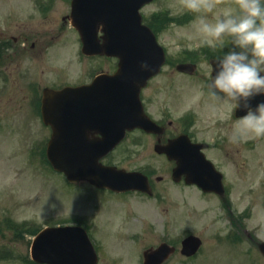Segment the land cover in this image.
<instances>
[{"label": "rangeland", "instance_id": "rangeland-1", "mask_svg": "<svg viewBox=\"0 0 264 264\" xmlns=\"http://www.w3.org/2000/svg\"><path fill=\"white\" fill-rule=\"evenodd\" d=\"M157 3L154 5L164 6V9L168 7L169 15H172L167 24L159 29L158 37L170 59L177 57L175 53L178 48H184L188 55L190 51L202 55L201 49L210 48L203 43V37L197 31L195 16L181 12L178 0H157ZM59 7L58 4L57 9ZM225 7L227 4L217 11H223ZM0 11H4L2 0ZM18 21L26 20L18 18L10 22ZM37 22L34 20L31 25L40 28ZM50 22L54 25L58 21L53 18ZM4 28L0 26V31ZM67 33L70 35L65 50V46L56 48L34 60L27 57L19 69V75L16 73V62L12 63L10 58L4 57L0 66V264H32L30 249L36 233L45 226L77 223L87 227L91 239L100 248L101 256L111 261L129 260V255L124 251L128 250L132 256L142 245L157 246L166 237L167 222H173L168 228L172 236L181 234V230L185 229L204 237L200 252L192 261L184 264H245L249 259L264 264V258L247 242L243 243L238 234L234 233L242 244L230 241L226 221L218 207L209 197H200L197 191L191 190L193 188L179 189L164 180L156 185L155 196L150 199L138 193L109 195L86 183L71 186L65 182L64 176L45 163L43 143L49 136V130L33 111L32 95L26 94L35 90L38 92L39 87L52 86L60 75L66 80H87L89 69L102 64L100 59H84L77 53L70 30L64 32L61 42ZM57 63L62 70L59 71L60 75H53L59 69L55 67ZM206 65L208 63L201 59L200 76L196 80L180 81L183 79L181 76H177V79L176 75L171 74V69L166 68L159 81L173 76L172 81L176 82L178 91L184 85L186 91L192 88L197 96L202 90L201 75H207ZM157 86V82L152 83L144 94L160 92ZM192 97L195 96L190 95L189 98ZM136 138L139 140L133 141L134 138L129 135L126 143L116 148L108 162L131 170H148V165H151L150 168L155 171L154 178H165L168 169L153 152L150 140L147 137ZM253 176L249 172L246 182H253L254 194L246 191L244 201L256 204L257 179ZM102 193L108 197L105 204L100 199L96 201V197L102 196ZM239 197L242 198L241 195ZM235 201L238 203L236 211L243 210L241 215H246L247 229L255 232L257 237L260 235V240L264 239V138H260V210L256 205L255 209L246 210L243 200ZM120 209L122 212L119 215ZM124 209L131 213L125 220ZM123 246L125 250H116ZM173 262L169 264H175ZM120 263L125 264V261Z\"/></svg>", "mask_w": 264, "mask_h": 264}, {"label": "flooded vegetation", "instance_id": "flooded-vegetation-1", "mask_svg": "<svg viewBox=\"0 0 264 264\" xmlns=\"http://www.w3.org/2000/svg\"><path fill=\"white\" fill-rule=\"evenodd\" d=\"M156 2L157 0H154V2L142 8L141 13L144 20L152 18L151 13L154 10L153 5ZM2 4L4 11H0V26H5V28L3 31H0V66L4 61V57H6V59L10 58L12 63L16 62V73L19 75V69L27 57L32 60L39 59L42 58L44 52L56 48H63L64 46V50L66 49V41L70 34L67 33L63 42H61V39L65 31L70 30L72 33V28L68 22L71 16V0H2ZM58 4L60 7L57 9ZM18 18L26 21L10 22ZM53 18L58 21L54 25L50 22ZM162 19V16L155 17L154 22L159 29L163 26L161 24ZM34 20L38 21L36 25L42 29L35 28L31 25ZM74 40L78 46L79 44L76 38H74ZM181 52L183 53L182 50ZM101 59L112 61L104 57ZM183 62L191 61L186 60ZM55 67H57V65ZM52 74L59 75L58 69ZM172 75L174 74L172 73ZM198 76L199 75H183L182 77L186 80H192L196 79ZM201 76L203 77V82L207 83L208 78L203 75ZM57 78L59 79L54 80L53 83L58 82L59 84L52 83V88L64 86L60 85L65 82L64 79L61 76ZM159 80L160 78L157 79L158 86L156 89H160V92L144 94L142 100L147 115L161 128V132L159 134L145 133L142 130L136 129L130 133L131 137L132 134H134L133 141L139 140L136 138L137 136L147 137L151 142L153 152L154 146L158 143L161 146H166L171 140L178 137L186 138L191 144L195 145L197 150L199 149V151L203 153L205 159L210 162L215 177L220 179L223 186V194L219 196L215 193H204L196 186L195 187L202 195L201 197H210L214 205L218 207L226 221L227 233L233 232L230 241L233 240V243L237 242L241 244L242 241L243 243L247 242L260 256L258 250L260 235L257 237L255 232H250L247 229L246 215H241L243 210L236 211L238 203L235 201L243 200L245 207H247L246 210L248 208L253 210L255 205L258 207V210H260V139H250L251 137H249L235 143L230 142L228 135L231 134L236 127V120L241 117L239 116L241 113H238L237 110L230 112L227 106L212 101L207 96L206 88L203 89L205 92L204 96H196L193 92L195 97L190 99V93L185 90L183 85L180 87L181 91H178L177 85L175 86V84H173V76L167 77L162 81ZM160 82H163L166 86ZM71 83V85L76 86L86 82H78L75 79V82ZM149 86L150 85H148L146 89H148ZM40 90L39 87L38 92ZM38 92L36 90L35 92L30 91L26 95L34 96ZM178 107H180V109H177ZM157 156L160 157L159 159L168 169L165 178L162 176H155L154 178L153 175L155 171L150 168L151 165H148V170H142L144 173L150 175L148 176L146 174L153 189H156V181L157 184L164 180L170 183L172 175L171 170L174 167V162L169 161L165 155ZM248 171L250 172V176L251 173H253V178L257 179L255 188L257 197L256 204L246 203L244 201V194L246 191L251 192L252 195L254 194L253 182L249 184L246 182L249 177ZM184 183L185 182L181 180L179 183L172 182L171 185L182 189L186 186ZM239 195H241L242 198H240ZM245 196H247V193ZM171 225H173V222H167L166 237L161 239L157 246L153 244H151L152 246H149V244L142 245L135 250L138 252L133 253L132 256V253L124 249L125 245L123 243H118L119 246H124L118 247L116 250L123 248L125 250L124 252L129 255V260L128 258L113 261L110 259L108 260L104 258L103 255L101 256V251L99 249V252H97L98 264H121L120 262L122 261H125V264H144L143 252L147 249H155L163 243L167 244L172 249V252L161 264H169L172 260L175 264H184L185 262L188 263L192 261L204 246V237L185 229L181 230V234L172 236L171 233H168V228ZM234 233L238 234L242 241ZM187 235H195L199 237L202 242L199 251L191 257H186L181 254V242ZM133 258H136L135 262ZM251 262L252 264H258V262H253V260L247 264H251Z\"/></svg>", "mask_w": 264, "mask_h": 264}, {"label": "water", "instance_id": "water-1", "mask_svg": "<svg viewBox=\"0 0 264 264\" xmlns=\"http://www.w3.org/2000/svg\"><path fill=\"white\" fill-rule=\"evenodd\" d=\"M150 1L108 0L110 11L115 12L116 17L88 18L89 20L72 17L71 19L72 25L82 37L84 53L114 55L120 59L118 72L108 81H104V84H113L114 82L118 87L116 91L117 102L120 103V119L115 126L98 127L97 129L93 126L83 128L81 125L86 113L74 111L69 114L70 112H66L67 110L64 112L63 109L89 108V105L86 104L90 100L88 92L72 90L71 88L61 92L44 91L42 99L44 117L49 116V109L55 108L56 112L63 113L61 116L68 115L70 122L75 123L74 128H68L66 132L53 130L51 140L46 148V156L51 166L56 171L64 173L70 182L83 180L96 187H105L111 190L137 188L135 175L126 174L114 167L103 166L99 163V159L122 139L126 129L132 128L133 122L129 121V115L144 120L139 106L136 105L137 109L134 113L131 105L134 107V103L137 104L139 88L150 76L158 72L163 63V54L157 46L154 36L147 28L140 26L139 9ZM74 7H76V3ZM100 24L104 26L103 45H99L95 40L94 27ZM91 30L94 32L93 35ZM84 37L88 41L91 38L94 39L97 47L95 49L88 48ZM105 44L108 50L105 48ZM145 61L148 70L142 68ZM187 68L186 65L178 66L179 70H186ZM84 97H87L86 101L82 99ZM261 100H264V97L253 101L258 103ZM47 120L45 119V123H48ZM86 130L88 132L96 130L102 138L97 139L96 142L89 140L84 145H80L83 144L81 139L84 138ZM88 138L91 139L89 136ZM198 246L199 242L196 238L188 237L183 241L182 252L191 255ZM260 251L264 255V243L260 244ZM166 253L160 247L150 254L145 253V257L149 260L157 259L154 263L156 264ZM31 258L38 264H96V255L92 245L80 227L43 229L32 242Z\"/></svg>", "mask_w": 264, "mask_h": 264}, {"label": "clouds", "instance_id": "clouds-1", "mask_svg": "<svg viewBox=\"0 0 264 264\" xmlns=\"http://www.w3.org/2000/svg\"><path fill=\"white\" fill-rule=\"evenodd\" d=\"M179 10L195 16L194 24L203 43L228 50L206 65L208 82L202 88L214 102L230 112L241 110L230 142L264 138V100L252 107L256 97H264V3L262 0H178ZM224 4L223 11L217 10ZM211 17V18H209ZM148 70L147 62L142 65ZM199 96H204L201 90Z\"/></svg>", "mask_w": 264, "mask_h": 264}]
</instances>
